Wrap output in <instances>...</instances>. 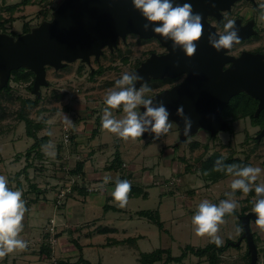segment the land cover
Wrapping results in <instances>:
<instances>
[{
    "label": "rangeland",
    "instance_id": "rangeland-1",
    "mask_svg": "<svg viewBox=\"0 0 264 264\" xmlns=\"http://www.w3.org/2000/svg\"><path fill=\"white\" fill-rule=\"evenodd\" d=\"M21 1L23 0H0V16L2 19L8 20L10 16L13 18V20L6 21L5 28H7V32H15L17 36L22 34L26 22H29L30 25L35 27L44 20L51 19L54 10L63 0H30L28 5L21 4L14 12H11L9 7ZM242 5L243 4H240L238 6ZM263 16L264 12L261 14L262 24H264ZM1 29H3L2 26L0 27V31L3 32ZM139 38L137 35L131 34L127 37L126 41L120 39L119 46L112 52L109 48H105V53L101 55L99 62H95V58L93 57L92 65L94 71L100 69L101 66V68H103L102 73L92 75L93 71L91 67L81 60L68 63L65 67L60 69H55L51 66L47 67L49 84L42 86L41 100L35 106L27 105L25 108L26 115L42 125L37 132L39 137L54 136L53 142L48 141L50 144H53L51 150L46 147V155L48 156L46 159H53L58 157V154L60 155L58 152V145H60L62 150H65L66 153L69 151L72 156L77 154L76 136L72 138L77 130L91 131L89 128H96V126H99L97 140L95 143L90 144V146L100 145L104 141H112V144H116L117 141L114 140L115 133L111 134L110 131L101 127V116L103 115V109L105 107L104 97L106 93L113 88L115 80L119 79L122 73L125 71L133 72L140 66L139 63L149 55V51L155 50L158 46L157 42L153 40L147 41ZM256 47L264 48V33L259 38L240 45L238 48L251 49ZM28 85L29 83H16L13 81L12 90L10 92L4 91L0 93V174H4L9 178L11 186L16 187L18 180H20L25 189L29 190L30 183H36L40 184L42 188H38H41L43 191L45 184L48 183L46 171L47 168H50L44 162L45 160L40 161V159H44V157H36L33 160V165L28 169V179L26 178V174H23L13 182L10 180V177H14L29 161V159L26 158V152L28 149L27 146L31 144L32 139H26L27 127L25 122L19 118V111L22 108L20 98L34 99L36 96L32 93V90L28 88ZM147 86L150 90L145 93V97H148L151 93H154V91L164 87V85L159 84L158 81L151 82ZM244 98L245 96L240 97L236 101H241L242 103L247 102L248 108L251 111L253 105L249 103V99L247 100ZM82 106L86 108H81ZM118 110L119 108L112 109V113L117 118H120L123 115L118 116L116 114ZM235 111L236 110H233L232 112L234 115ZM64 112H66L65 114L70 117L71 120L76 121L74 127L65 123L63 118ZM232 113H229L230 115L228 114V118H230V121L234 125V128L230 131H222L216 137L210 135L206 136L205 132H202L188 139V141L179 148H176L182 151V156L186 158L185 162L184 160H177L175 164L174 160L160 159L158 148L165 143L166 137H163V135L157 139L153 137L154 134L149 133L146 137L142 135V137H137L135 139L129 138L123 143L120 142V154L127 160H134V154L140 152L141 156L144 154L147 155L146 160H148V162L161 163L159 166L156 165V171H160V169L165 171L168 167L171 171L168 175H164L165 178L163 181L161 180V183L159 180V182H155L156 184H154L149 198H145V196H133L128 200V204L124 208L127 211L131 209L134 211L158 208L160 204V196L158 193H161L164 203L162 218L166 220L163 229L160 230L157 224L151 222L146 217L138 215L130 218V215L127 213L125 219L128 221H123L125 222L123 228H129L134 235L141 234L145 236L141 237L135 245L126 243L104 246L103 242L107 240L108 234H98L92 231L90 234L86 233L87 235H81V240H79L78 227L81 229V224L74 229H72L73 225L66 224L69 227L65 226L62 231L56 229L57 232L61 231L62 236L56 237L57 241H54V245L51 246L53 256L47 257L46 254H42L40 251V244L45 240L42 239V236L44 231H47L45 226H48V223H46L44 224L45 226L43 225L44 227H40L42 231H40V239L39 237L37 238L38 243L35 253L30 257H25L24 261H26V264H55V262L60 259L76 261L81 254L84 258L93 263L139 264L138 259L142 251L151 252L160 247L171 248V253L174 256H179L187 244H192L196 247L207 245L211 237L207 234L203 236L197 235L191 223V217L201 200L208 199L213 203H218L221 199H226L227 197L224 194L231 191L230 183L235 177L226 174L214 180L209 177L208 171L207 174L203 173L204 162L211 156H214V160L218 159V155L226 158L233 156L241 158V160H245L253 166H259L264 169V138L259 141L256 137L257 130L259 129V126H257L259 121L250 115H238L233 118ZM66 127L71 129L70 142L68 144H65L63 141ZM174 127L175 123L172 122V128ZM175 128V130L170 129V131L165 134H167V137L172 136L176 143L179 140V131L177 127ZM88 135L90 137L91 133H88ZM89 139H92V137ZM197 140H199L198 142L202 145L191 148L192 142ZM88 142L90 143V140ZM82 143L85 142L82 141ZM127 144L130 145L128 148ZM90 146L85 143V147L83 148L85 152L88 150L93 152ZM115 150L113 149V151ZM111 151L112 149L110 152ZM173 171L176 172L173 173ZM134 179L135 182L132 183V186H137L138 178L135 177ZM254 183H264V172L260 174L258 180ZM73 184L75 183H71L72 186ZM95 184L100 183L96 182ZM250 192L248 194H243L240 190H236L233 199L239 202L237 207L239 212H241L244 207L248 208L246 212L252 210V204L256 199V194L251 195ZM41 193L42 192H38L37 194L39 195ZM86 196L89 198H96L97 200L95 208L97 207L98 210L94 213L89 210V214L92 213L94 217H101L100 210L102 211V206L105 203L104 197L101 194L93 195L91 193H87ZM67 198L68 195L63 198V201ZM43 199H46V197L38 196L36 202H41ZM58 204L62 205L63 203ZM79 204L80 206L73 210V217L80 220L75 214L79 215L82 211L86 219L88 209L91 208L92 205L89 207L88 202L85 205L81 200ZM37 205H39V203ZM168 205H175L176 208H179V205L181 207L179 216L173 219L171 214L168 217L165 210ZM238 222L239 217L237 215L224 217V223L220 225L217 233V235L223 239V242H226L227 239L232 241L239 240L244 229L243 225L240 226ZM107 224L109 225V223ZM115 225H119L122 229L121 223L118 222L115 223ZM237 228H239V231H237ZM252 229L258 244V259L264 263V231H262L256 223H252ZM118 237L120 238V236ZM73 238L77 239L79 244L82 242V246L83 244L86 245V243L91 240H94L96 245L92 246L87 244L85 248L83 247L81 252L76 248ZM248 250L247 240L244 239L240 245H232L226 251L220 253L218 264H248V260L250 259L247 253ZM166 258L167 254L165 253L163 254V259L154 264H161ZM18 264H24V262ZM165 264L210 263L206 256L200 257L193 253H189L180 262L170 261Z\"/></svg>",
    "mask_w": 264,
    "mask_h": 264
},
{
    "label": "water",
    "instance_id": "water-1",
    "mask_svg": "<svg viewBox=\"0 0 264 264\" xmlns=\"http://www.w3.org/2000/svg\"><path fill=\"white\" fill-rule=\"evenodd\" d=\"M236 1L187 0L194 11L202 14L204 25L196 52L189 57L180 48L173 50L172 42L154 33L151 27L145 30V18L133 7L131 0H63L51 19L44 20L29 32L13 36L0 31V90L8 86L14 70L25 68L34 73L32 93L40 97L42 86L49 84L48 66L60 69L77 60L92 66V58L99 60L106 47L110 50L117 48L119 38L126 40L128 34L141 38L154 37L168 52L163 55L152 53L133 71L144 77L136 82V86L139 88L152 78L188 73L180 84L152 97L163 100L171 113L170 119L180 129L176 146L185 143L200 129L209 131L214 137L230 129L223 110L238 93L246 92L259 100L256 116L264 109V55L245 51L241 56L234 57L228 54L230 49L216 51L207 39L209 32L217 30L208 17L221 19L223 11L231 10ZM236 25L239 27L240 42L257 33L251 22L242 26L238 20ZM227 63L231 65L224 68ZM179 105L184 106L185 114L192 120L191 133L187 136L183 134V118L176 115ZM256 137L258 140L264 137V128ZM255 218L252 210L243 214L241 237L230 242L238 246L244 239L247 240L251 252L250 264H257L259 256L252 229Z\"/></svg>",
    "mask_w": 264,
    "mask_h": 264
},
{
    "label": "clouds",
    "instance_id": "clouds-1",
    "mask_svg": "<svg viewBox=\"0 0 264 264\" xmlns=\"http://www.w3.org/2000/svg\"><path fill=\"white\" fill-rule=\"evenodd\" d=\"M131 3L145 18L146 22L143 24L145 30L151 27L154 33L172 42L173 50L180 48L189 57L196 52L197 42L203 35V16L200 12L193 10L190 2L187 0L183 3L179 0H131ZM258 6L264 8V0H259ZM157 21L160 23H153ZM207 39L218 52L231 49L241 40L236 20L227 19L223 24V30L209 32ZM143 79L144 77L138 72L125 71L119 79L115 80L113 88L104 97L105 107L101 116L103 129L125 140L142 137L144 133L154 134L153 137L158 139L162 134L170 131L171 113L163 100L146 98L145 93L150 90L146 84L139 88L136 86V82ZM121 106L124 115L117 118L113 115L112 109ZM141 106L143 110H139ZM176 115L184 120L183 134L189 135L192 120L185 114L183 105L176 108ZM64 120L67 125L72 124L71 118L67 115L64 116ZM223 159V157L218 158L214 168L235 177L230 183L231 191L226 192L224 195L227 198L221 199L218 203L208 199L201 200L191 217L195 233L200 236L207 234L211 237L210 242L217 247L223 244V239L217 233L220 225L224 223L225 215L232 214L238 207L239 202L233 199L236 190L248 194L254 188L256 199L252 204V212L256 214L255 223L264 231V183H254L264 169L251 164H224ZM112 180L113 177L110 175L103 176L105 185ZM114 183L115 187L110 194L118 202L119 207H126L132 182L117 176ZM26 211L23 190L11 186L9 178L0 174V258L28 246V241L20 236Z\"/></svg>",
    "mask_w": 264,
    "mask_h": 264
},
{
    "label": "crops",
    "instance_id": "crops-1",
    "mask_svg": "<svg viewBox=\"0 0 264 264\" xmlns=\"http://www.w3.org/2000/svg\"><path fill=\"white\" fill-rule=\"evenodd\" d=\"M81 108H86V107L82 106ZM65 113L66 112H64V116L66 115ZM116 114L118 116H121V115H124V112L123 110L121 111L118 110ZM74 123H76V121L72 120L71 125L73 127L74 125H76ZM94 128L95 127L89 128L91 131H88V130H84V131L77 130L76 131L77 133L76 135V143H77L76 150L77 151L76 152H78L77 154L72 156V154L69 151L66 153V151L62 150L60 145H58V152L60 153V155L58 154L57 155L58 157L53 158V159L48 158L49 159L48 160L46 159V157H48L46 155L47 154L46 147L50 148L51 150V146L53 143L50 144L49 142H53V139H54V136L52 137L51 135H49V140H48L49 142L45 144L44 146H42V149H41L43 153L45 152V154L43 156L44 159H40V161L45 160L44 162L47 164V166L50 167V168H47V171H46L48 175V183L45 184L43 191L41 189L42 187L40 186V184H37L38 187H41L40 192L42 193L38 195L37 191H34L31 188H29V190L25 189L24 186L17 187L16 185L15 187V188H19L23 190V199L26 201L27 211L25 212L24 220L22 222L24 227H23L22 232L20 233V236L26 241H28V246L23 250L14 251L3 258H0V264H18L20 262H24V264H26V261H24L25 257L26 256L30 257L31 255H33L37 248V243H38L37 238L39 237L41 233L40 231H42V228L40 227L48 223V226L44 225L47 230V231H44V234L42 236V239H44L45 238L44 235L48 233L51 219H55L59 230H63L65 226L67 227L68 225H73L72 229H74L77 226H80L79 224H81L80 226L81 229L78 227V233H79L78 239L79 240H81L80 239L81 235L90 234L92 231L97 232L98 234H108L107 240L103 242L104 246H109L110 244H118V245L126 244V243L131 244L128 241L127 242L123 241L121 243H118L117 241L127 240L128 238H137L136 240L139 241L141 237L145 236L141 234L134 235L132 234L129 228L128 229L123 228V224L125 223L123 221H128L125 219L126 214L128 213V215H130L129 217L133 218L134 216H138L137 212L139 210L133 211L131 209L130 211H127L124 209L125 207L121 208L118 206V202H116L110 194L112 189L115 187L114 180L117 176H120L123 173L130 174L132 176L133 183L135 182L134 178L135 177L138 178L137 186L142 188V191L145 194V198H149L152 193L151 190L154 188V184H156L155 182L158 180L162 182L165 178L164 175L166 174L168 175L169 173H171V171L169 170V167L165 171H163V169L162 170L160 169L161 172L158 170L156 171L155 169L156 165L159 166L161 163L158 162L157 164L155 162L151 163V161L148 162V160H146L147 155L144 154L141 156L140 152L134 154V157H133L134 160H127L126 158H124V156L120 154V149H121L120 142L123 143L125 139L118 137L116 134L114 135L115 136L114 140L117 141L116 144H112L113 143L112 141H104L100 145L90 146V144L95 143V141L97 140V135L99 134L98 132L95 136H92ZM175 129H176L175 127L171 128V130H175ZM88 133H91L90 137H92V139H89L90 137ZM111 134L113 133L111 132ZM26 135H27L26 139H30V138L32 139L31 144L27 146V148H29L34 143V138L31 136H28V134ZM162 135L163 137L165 136L166 138H165L164 145L158 148L160 159L161 160H174L175 164L177 160H183L182 153H181L182 151L180 149L179 150L176 149L178 148V146H176V143L173 137L172 136L167 137V134H162ZM89 140H90V143L88 142ZM82 141L88 144L90 146V149L93 150V152H91L90 150L85 152V150L83 149L85 147V143H82ZM129 146L130 145L127 144V148ZM111 149L112 151L110 152ZM113 149L115 151H113ZM116 153H119L122 159L123 165L124 164H127V165L123 169L121 168L108 169V166L111 164V162H113ZM81 161L84 162V165H83V171L85 173L84 180L82 179L80 174L71 175V173L69 172L71 169H73L76 166L77 163ZM175 172L176 171H173V173ZM105 175H110L113 177V180L109 181L108 184L106 185L103 183V176ZM74 179H75V182L76 181L79 182V184H77L78 187L73 188L71 192L67 194L68 198L63 201L62 205H57L56 198H57L59 191L61 189L67 188L68 185H71V181ZM96 182L103 185V188L101 191L91 193V194L93 195L101 194L105 199V203L102 206V211L100 210L101 217H94L92 215V213L98 210L97 207L95 208L96 202H97L96 198H89L88 196H86V194L81 193V189H82L81 185L83 184L89 185V184L96 183ZM144 194L139 195V196H143ZM158 195L160 196V201H159L160 204H159V207L155 209L159 210L160 217L162 221L165 222L166 220H163L162 218L163 217L162 214L164 212V203L162 201L163 195L161 193H158ZM38 196L39 197L45 196L46 199H43L41 202H38V201L36 202ZM132 197L133 196L131 197L129 196V199ZM80 200L83 201V204L85 205L88 202L89 203L88 206L90 207V205H92L93 208L91 206V208L88 209V212H87L88 215L86 219H85V214H83L82 211L79 213V215L74 213L75 216H77V218H80V220H78V219H75V217H73V210H75L74 208L80 206L79 204ZM38 203L39 205H37ZM178 207L179 208H176L175 205L174 206L168 205L165 208L166 213L168 214V217L171 214H172L171 217L173 219L179 216L181 212V207L179 205ZM116 208H118V210H116ZM89 210L90 212H92L91 214H89L90 213ZM118 222L121 223L122 229L119 227V225H115V223H118ZM107 223H109V225ZM110 224H113V225H110ZM98 226L105 227L106 231L100 232L97 228ZM48 236H49V233H48ZM118 236H120V238ZM137 241L131 245L137 244ZM87 244L92 245V246L96 245L94 240L87 242L86 245ZM86 245L83 244L82 247L85 248Z\"/></svg>",
    "mask_w": 264,
    "mask_h": 264
},
{
    "label": "trees",
    "instance_id": "trees-1",
    "mask_svg": "<svg viewBox=\"0 0 264 264\" xmlns=\"http://www.w3.org/2000/svg\"><path fill=\"white\" fill-rule=\"evenodd\" d=\"M29 3H30V0H23L21 2H18V3H15V4L11 5L9 8H10L11 12H14L19 6H21V4L28 5ZM10 20H13L12 16H10L8 18V20L7 19L6 20L2 19V17L0 16V27L2 26L3 29H1V30H3V32H7V28H5V23H6V21H10ZM31 28H33V26L30 25L29 22H26L25 25H24V29H23L22 33L29 32L31 30ZM7 33H9V34H11L13 36H17L15 34V32H7ZM102 72H103V68H101V66H100V69L93 71L92 75H95L96 73H102ZM34 77H35L34 73L32 71L28 70V69L21 68L19 70H15V71L12 72V75H11V78L9 80L8 86L3 88L2 90H0V93H2L4 91L10 92L12 90V82L13 81L16 82V83H29L28 88L30 90H33ZM245 96H247V95H245ZM249 97L251 99H254L251 96H249ZM238 98H240V97L235 98L234 102L229 105L228 109L224 112L225 115H227V117H228L229 113L231 114L233 112V110H236L235 111V115L232 113L233 118L237 117L238 115H241V116L242 115H244V116L245 115H251L253 118H255L254 106H253L252 110L250 111V109L248 108L247 102H243L242 103L241 101H236ZM244 99H246V98H244ZM20 100L22 102V108L19 111V118L22 121L25 122L26 127H27V134H28V136H31V137L34 138V143L27 149V152H26V158L29 159V161L26 163V165L21 170H19L15 174L14 177L10 178L11 181H14V180L18 179V177L20 175H22V174H26V178L28 179V175H29L28 169L33 165L32 164L33 160L36 157L37 158H39V157L42 158L44 156V153L42 152L41 149H42V146L47 144L48 140H49V136H44V137H39L38 136L37 132H38V129H40L41 126H42L41 123L35 122L32 118H30L25 113L26 106L27 105L35 106L41 100V96L40 97L35 96L34 99L33 98H20ZM119 110H122V107H119ZM98 132H99V126H96V128L93 129L92 136H95ZM75 136H76V133L73 134L72 138H75ZM191 145H192L191 148H194V146H199L201 144H200V142L195 141V142H192ZM217 157L220 158L222 156L218 155ZM223 158L224 159H223L222 162L224 164H231V163L241 164V165L249 164L245 160H241V158H238V157L231 156V157H228V158H226V157H223ZM182 159L185 162V160H186L185 156H182ZM216 161L217 160H214V156H211L204 162V165H203V173L207 174L209 172L208 173L209 177L213 178L214 180H217L220 177H223L224 175H226V173H224V172H220V171L215 170L214 164H215ZM83 165H84V162L81 161V162L77 163L76 166L73 169H71L69 172L71 173V175L80 174L82 179L84 180L85 173L83 171ZM117 168L118 169L119 168L123 169V162H122V159H121L119 153H116L113 162H111V164L108 166V169H117ZM227 175H229V174H227ZM119 177L121 179H129L131 177V175L123 173ZM74 183L75 184H73L72 189L75 188V187H78L77 184H79L78 182L77 183L74 182ZM21 186H22V183H21L20 180H18L17 187H21ZM29 186H30V188L32 190L37 191V193L41 191V189L38 188V185L36 183H30ZM81 186H82L81 187L82 188L81 189V193H83V194L89 193L86 184H83ZM135 187H137V188H135ZM142 194H144V192L142 191V188L133 185L132 189H131V191H130V193L128 195L131 197V196H135V195L139 196V195H142ZM250 194L251 195L255 194L254 189L250 192ZM143 196H145V194ZM56 201H57L56 202L57 205H60V204H58V198H56ZM247 209H248L247 207H244L241 212H239L236 209L232 214H226L225 217H229L231 215H237L239 217V222L238 223H239L240 226H242L241 216L246 213ZM116 210H118V208H116ZM137 214L139 216L147 217L148 219L153 221L155 224H157L160 229H163L164 222L162 221V219L160 217V213H159L158 209H154V210H152V209H142V210H139L137 212ZM97 228H98V230L100 232L106 231L105 227L98 226ZM110 230H112V229H110ZM61 231L57 232L56 237H61L62 236ZM47 234L44 235V237H45L44 239L45 240L42 241L41 250L40 251H41L42 254H46L47 257H52L53 256V250L51 248L52 244L49 241L50 233H49V236ZM136 239L137 238H128L127 240H122V241H117V242L121 243L123 241L124 242L128 241L131 244H133V243H135L137 241ZM231 241L232 240L227 239V241L223 242L222 246H220V247H217L216 244L211 243V242H209L205 246H199V247H196V246H194L192 244H187L184 247L183 252L179 256H174L171 253V248H162V247H160V248L154 249L151 252H143L142 251L140 253V256H139L138 260H139V264H154V263H156L158 261H161L163 259V254L166 253L167 254V258L165 259L164 262L161 263V264H165V263H168L170 261L180 262L189 253H193V254L198 255L200 257H204V256L208 257V261H209L210 264H218L219 254L224 252V251H226L229 247L232 246L230 244ZM73 242H74L76 248H78L82 252L83 247H82L81 244L78 243V240L73 238ZM255 242L257 244L256 239H255ZM257 246H258V244H257ZM247 253L250 256V259L248 260L249 261L248 264H250L251 263V252L248 250ZM263 256H264V249H263ZM55 264H102V263L101 262L93 263L90 260L84 258V256L81 254L80 257L76 261L60 259V260H57L55 262ZM257 264H264V263H262L258 259Z\"/></svg>",
    "mask_w": 264,
    "mask_h": 264
},
{
    "label": "flooded vegetation",
    "instance_id": "flooded-vegetation-1",
    "mask_svg": "<svg viewBox=\"0 0 264 264\" xmlns=\"http://www.w3.org/2000/svg\"><path fill=\"white\" fill-rule=\"evenodd\" d=\"M240 4H243L242 6H238ZM259 5V0H238L236 1V3L232 6V9L231 10H227V11H223V15L221 17V19H218L217 17L215 16H209L208 17V20L210 23L214 24L216 26V29L217 30H223V24L226 22L227 19H235L236 21H240V24L242 26H245L247 25L248 23H252L253 26H254V30L257 31L256 34L254 35H251L250 37L246 38V39H243L241 42H239L238 44H234V46L230 49V51L228 52V54H230L231 56H234V57H239L242 55L243 52L245 51H248V52H252V53H262L264 55V48H261V47H256V48H251V49H239L238 47L240 45H243L245 43H248L250 42L251 40L253 39H256V38H259L263 33H264V24H262V18H261V14L264 12V8H261L258 6ZM264 17V16H263ZM131 35V34H128L127 37ZM133 35H136V34H133ZM138 36V35H137ZM140 36H138L139 38ZM120 39L118 40V46H119V42H120ZM127 39V38H126ZM139 39H142V40H153L155 42H157L158 46L155 48V50H150L149 51V55L141 61V63L145 60H147L152 53H156L158 55H163V54H166L168 52L167 48L165 46H163L161 44V42L156 39V38H139ZM122 41H126V40H122ZM108 48V47H106ZM110 50V49H109ZM113 50H111L112 52ZM104 53H105V49H104ZM100 60H97L95 59V62H99ZM140 63V65H141ZM231 65V63H227L224 68H227ZM92 71H94V67L93 65L90 66ZM188 73H183L179 76H176V77H170V76H165V77H162V78H152L150 79L149 81H146L145 83H143L142 85H148L149 83L151 82H157L159 84H163L164 87L160 88L159 90L157 91H154V93H151L148 97L146 96V98H149V97H152L154 96L155 94L159 93V92H162L163 90L165 89H168V88H172L173 86L177 85V84H180L182 81L185 80V78L187 77ZM167 85V86H166ZM247 95V96H245ZM245 96V98L248 100H250L251 98L249 96V94H247L246 92H240L238 93L237 95H235L234 97L237 98V97H243ZM232 97L231 101L229 102L228 106L223 110V115L226 119H228L229 123H230V129H228L229 131L231 129L234 128V125L233 123L230 121V118L227 117V115H225V111L228 109L229 105L231 103L234 102L235 98ZM252 98L254 99H251L249 103H251L253 106H254V109L255 111L257 110L258 108V105H259V100L253 96H251ZM251 116V115H250ZM256 120H258V125L259 126V129L257 130V134L264 128V109H262L259 113L258 116H256L255 114V118ZM174 123V122H173ZM175 127H177V130L179 131L180 133V129L179 127L177 126V124H175ZM202 132H205L206 136L210 135L211 136V133L207 130H204V129H200L195 135L199 134V133H202ZM222 132V131H221ZM220 133V132H219ZM219 133L216 135L218 136ZM195 135L191 136L192 138L195 137ZM215 136V137H216ZM191 137H189L188 139H190ZM264 138V137H262ZM258 140V139H257ZM262 139H260L259 141H261ZM188 141V140H187ZM186 141V142H187ZM199 141V140H197ZM185 142V143H186ZM184 144V143H183ZM183 144L179 145L178 148L180 146H182ZM201 144V143H200ZM202 145V144H201Z\"/></svg>",
    "mask_w": 264,
    "mask_h": 264
},
{
    "label": "built area",
    "instance_id": "built-area-1",
    "mask_svg": "<svg viewBox=\"0 0 264 264\" xmlns=\"http://www.w3.org/2000/svg\"><path fill=\"white\" fill-rule=\"evenodd\" d=\"M70 133H71V129L66 127V130L64 132V137H63V141L65 144H68L70 142ZM123 166L125 168L126 164H124ZM128 180L132 182L133 181L132 176ZM74 182H75V179L71 181V183H74ZM102 188H103V185L101 184L92 183V184L87 185V189L89 193L99 192L102 190ZM71 190H72V185H70L67 188L61 189L57 195L58 203H63V198H65L67 193H69ZM56 229H58V225L55 219H51L48 232L50 233L49 241L51 242L52 245H54V241H57L56 239L57 230Z\"/></svg>",
    "mask_w": 264,
    "mask_h": 264
}]
</instances>
